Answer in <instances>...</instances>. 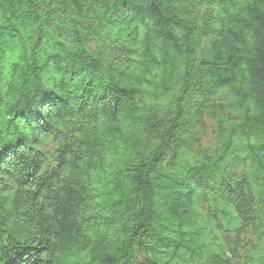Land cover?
<instances>
[{
  "label": "clouds",
  "instance_id": "obj_1",
  "mask_svg": "<svg viewBox=\"0 0 264 264\" xmlns=\"http://www.w3.org/2000/svg\"><path fill=\"white\" fill-rule=\"evenodd\" d=\"M26 234L38 264H264V0H0V254Z\"/></svg>",
  "mask_w": 264,
  "mask_h": 264
},
{
  "label": "trees",
  "instance_id": "obj_2",
  "mask_svg": "<svg viewBox=\"0 0 264 264\" xmlns=\"http://www.w3.org/2000/svg\"><path fill=\"white\" fill-rule=\"evenodd\" d=\"M55 101L53 100L51 94L44 93L43 94V103L41 107L48 106V105H54ZM15 119H18L22 122H24L27 126H34L35 130L43 134L46 132L47 126L41 121L43 120L42 113L40 111H33L30 113H26L24 111H20L16 113ZM25 143L24 138H19L17 140L18 145H22ZM49 148V150H52V145L50 141L45 142ZM10 149L8 147L4 150V155L7 156L9 154ZM31 175V174H29ZM161 188L166 190L168 188V185L166 183L161 184ZM68 203L71 205V203L78 199V194L74 190H70L68 194ZM32 238L28 236L27 234L23 237L21 248L19 251L12 250L7 255L0 254V264H38L39 262V255L40 252L43 251V249L36 248L32 249L33 244H29L28 241ZM39 239V237H37ZM68 264H77L76 261H69Z\"/></svg>",
  "mask_w": 264,
  "mask_h": 264
}]
</instances>
